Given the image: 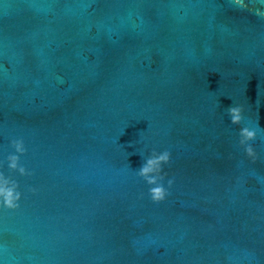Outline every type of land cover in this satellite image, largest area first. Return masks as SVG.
Listing matches in <instances>:
<instances>
[{
    "label": "water",
    "instance_id": "1",
    "mask_svg": "<svg viewBox=\"0 0 264 264\" xmlns=\"http://www.w3.org/2000/svg\"><path fill=\"white\" fill-rule=\"evenodd\" d=\"M245 2L0 0V173L21 193L0 198V264H264V0ZM153 150L159 202L137 175Z\"/></svg>",
    "mask_w": 264,
    "mask_h": 264
},
{
    "label": "clouds",
    "instance_id": "2",
    "mask_svg": "<svg viewBox=\"0 0 264 264\" xmlns=\"http://www.w3.org/2000/svg\"><path fill=\"white\" fill-rule=\"evenodd\" d=\"M234 4L239 9H245L248 7L245 0H234ZM227 111L233 124H241L244 118V108L242 105L231 106ZM256 135L257 133L254 129H250L246 126L242 127L239 132V144L244 147L247 156L252 158L256 157V152L250 141L255 140ZM11 144L15 149V153L8 155V167L12 170H18L21 175H28L29 173L26 168L19 164L20 156L16 154H23L26 152L23 139H14L11 141ZM170 158L171 153L169 150H164L162 152H156L153 150L151 155L137 170V175L142 177L147 184L152 186L149 188V194L151 199L155 202L164 200L168 195V190L164 187L162 181L167 175V173L164 172L163 165L168 164L170 162ZM167 183L170 187L173 180L168 179ZM17 188L18 184L15 180H11L3 173H0V198H2V203L5 207H18L17 201H19L21 193L17 190Z\"/></svg>",
    "mask_w": 264,
    "mask_h": 264
}]
</instances>
